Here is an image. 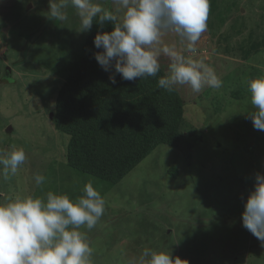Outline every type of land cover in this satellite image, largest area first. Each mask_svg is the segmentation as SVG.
Masks as SVG:
<instances>
[{"label":"rangeland","instance_id":"rangeland-1","mask_svg":"<svg viewBox=\"0 0 264 264\" xmlns=\"http://www.w3.org/2000/svg\"><path fill=\"white\" fill-rule=\"evenodd\" d=\"M48 11L49 0H0V150L15 145L26 153L14 176L0 177V202L48 191L76 199L91 179L106 201L97 225L81 228L91 264H129L145 247L171 252L182 264H264V243L242 224L255 174H264V131L247 117L248 81L264 74V0H210L195 54L174 32L162 36L156 48L174 45L213 67L222 87L176 86L185 99L182 142L155 146L116 183L66 164L67 137L51 119L87 31L78 32L74 8L62 24ZM159 62L167 72L171 60L162 51ZM36 174L46 177L43 185L35 184Z\"/></svg>","mask_w":264,"mask_h":264},{"label":"clouds","instance_id":"clouds-1","mask_svg":"<svg viewBox=\"0 0 264 264\" xmlns=\"http://www.w3.org/2000/svg\"><path fill=\"white\" fill-rule=\"evenodd\" d=\"M113 4L115 10L94 0H49L47 17L62 24L72 7L80 18L78 32L90 31L94 21L101 28L110 22V32H97L94 37L95 48L102 49L94 57L103 70L114 69L123 80L156 77L162 51L171 63L158 79V87L169 92L178 85H188L193 92L205 86L222 87L213 67L183 55L174 45L155 47L166 32H174L182 43L187 42L186 51L195 54V45L207 29L210 0H113ZM115 74L109 76L113 84ZM248 90L253 110L247 117L254 129L264 131V74L250 79ZM25 161L22 147L0 150V177L14 176ZM34 181L41 186L46 177L36 174ZM105 205L91 179L76 199L48 191L45 197L15 196L0 202V264H91L93 249L81 228L93 229ZM242 224L264 243V174L260 172L244 202ZM129 264H182V260L173 259L171 252L145 247Z\"/></svg>","mask_w":264,"mask_h":264},{"label":"trees","instance_id":"trees-1","mask_svg":"<svg viewBox=\"0 0 264 264\" xmlns=\"http://www.w3.org/2000/svg\"><path fill=\"white\" fill-rule=\"evenodd\" d=\"M96 21L81 45L82 54L70 66L55 98L51 123L66 138V164L100 180L116 183L155 146L182 142L185 99L176 87H158L156 77L123 80L105 71L94 57L97 32H110ZM115 74L116 83L109 79ZM172 175L176 170L171 168Z\"/></svg>","mask_w":264,"mask_h":264},{"label":"water","instance_id":"water-1","mask_svg":"<svg viewBox=\"0 0 264 264\" xmlns=\"http://www.w3.org/2000/svg\"><path fill=\"white\" fill-rule=\"evenodd\" d=\"M3 29H4V31H5V30H6V27H4ZM3 29H2V30H3ZM49 115H50L49 117H51L52 113H50ZM9 128L11 129V126L7 127L6 131H9V130H8Z\"/></svg>","mask_w":264,"mask_h":264}]
</instances>
